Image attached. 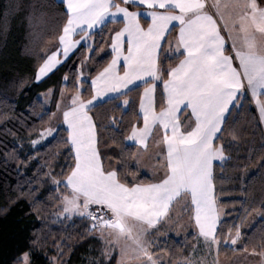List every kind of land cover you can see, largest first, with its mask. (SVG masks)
Returning a JSON list of instances; mask_svg holds the SVG:
<instances>
[{
	"label": "snow or ice",
	"instance_id": "obj_1",
	"mask_svg": "<svg viewBox=\"0 0 264 264\" xmlns=\"http://www.w3.org/2000/svg\"><path fill=\"white\" fill-rule=\"evenodd\" d=\"M53 3L59 11L50 13ZM17 12L25 25L21 54L43 61L37 81L59 71L77 46L97 52L100 46L89 43L97 28L102 34L109 23L122 25L111 30V59L95 75H85L84 61L69 67L63 80L71 75L72 95L56 103L61 116L38 137L67 133L58 141L68 146L66 164L59 174L45 175L54 185L50 191L58 193L53 197L57 220H87V232L101 242L100 256L91 264H111L117 247L115 264H221L220 254L229 251L259 256L256 264H264V227L257 237L242 233L235 221H221L213 183L214 167H239L233 161L259 157L255 173L236 177L241 196L232 203L240 204L238 219L258 212L264 223V128L259 143L245 142L242 157L235 141L255 132L237 128L233 118L247 102L264 124V0H9L0 36L6 38L7 18ZM50 34L58 40L55 50L39 55ZM133 92L136 97L129 99ZM182 110H190L183 122L177 117ZM129 113L135 122L126 121ZM101 130L112 134L107 141ZM109 144L119 151H107ZM257 177L258 200L252 195ZM39 203L31 205L38 218ZM185 212L194 221L196 243L186 245L189 251L180 258L171 247V259L156 255L154 249L167 246L158 234L178 224ZM39 247V237L33 236L10 264H36ZM64 255L60 250L59 257Z\"/></svg>",
	"mask_w": 264,
	"mask_h": 264
},
{
	"label": "trees",
	"instance_id": "obj_2",
	"mask_svg": "<svg viewBox=\"0 0 264 264\" xmlns=\"http://www.w3.org/2000/svg\"><path fill=\"white\" fill-rule=\"evenodd\" d=\"M7 3L9 0H0V26L5 23L3 12ZM56 11H59V7L53 3L49 12L55 13ZM6 22L7 36L6 38L0 36V264H10L12 257L29 246V240L33 236L39 237L41 244V247L37 248L34 253L36 264H49L50 258L58 254L60 250L65 253L59 259L61 264H90L89 259L96 255L100 256L101 242L93 239L94 234L87 232L89 221L79 217L64 220L63 223L57 220V216L53 214L57 207L53 197L58 193L50 191L54 186L51 178L45 175L49 172L59 174L61 167L66 164L68 146L58 141L61 137L66 138L67 133L61 130L55 134L56 139L52 138L39 147H32L30 141L50 124L51 116L56 112V103L60 100L62 92L72 95L71 75L67 83L63 80L69 67L79 68L81 61H84L85 75L89 77L95 75L111 59L110 53L102 54L103 49L110 45L111 30L122 25L109 23L102 34H99L101 30L97 31L98 35L93 37V41H89V43L94 42L100 46L97 52L93 53L78 46L71 60L63 61L64 66L58 67L59 71L54 70L55 74L50 73L44 79L37 81L35 74L43 61L37 56L21 54V48L25 42L22 12L10 14ZM57 41L55 35L50 34V38L40 44L39 55H45L46 49ZM21 78L24 80L22 85L18 86L13 83L14 80ZM50 89L52 95L49 107L46 108L39 99V95ZM83 94L87 96L86 92ZM135 97L136 92H133L129 99ZM233 118L237 121V128H245L248 133L255 132V136L245 134L235 141L240 144L239 154L243 157L246 155L244 151L246 141L255 140L259 143L261 125L253 106L247 102L245 110L239 116L234 113ZM127 120L135 122L131 113L126 117ZM104 123L107 124V121ZM101 135L107 141L112 134L101 130ZM225 139L231 141L232 135L226 133ZM113 148L119 151V148L111 144L106 150L111 151ZM260 162L257 157L251 161H233V164H238L239 167L231 165L223 169L214 167L216 179L213 182L218 207L225 210L221 221L229 225L235 221L242 228L250 218L255 217L254 225L243 229L242 232H255L257 237L260 228L264 227L258 212H250L242 220L238 219L239 214L235 209H239L240 204L232 203V201L241 196L237 190L240 185L236 177L255 173ZM107 163L108 161L105 160V164ZM57 178L61 177L57 175ZM260 187L257 177L252 182V195L257 200L260 196ZM33 200L40 201L36 205L40 209L39 218L37 212L32 210ZM193 243L192 236H189L187 240H177L170 235L165 250L170 259L172 253L167 250V247H171L176 258H180L189 251L186 245ZM252 247L253 245H249V251ZM112 256L114 259L111 264H115L118 256L117 254ZM51 264H53L52 261Z\"/></svg>",
	"mask_w": 264,
	"mask_h": 264
},
{
	"label": "rangeland",
	"instance_id": "obj_3",
	"mask_svg": "<svg viewBox=\"0 0 264 264\" xmlns=\"http://www.w3.org/2000/svg\"><path fill=\"white\" fill-rule=\"evenodd\" d=\"M53 45H55V44L50 45L46 49L45 52L49 53L53 49ZM62 93H63V95L61 94L60 102H62V104H63L64 102H67L66 98L70 97L71 94H69L67 92H62ZM51 95H52V90H51V92L48 90V91H46V92H44V93L39 95V99L43 102V104H44V106L46 108L49 107ZM53 114H55V115H53ZM53 114L51 116L50 124L56 123V118L61 116V113L59 111L58 112H54ZM62 127H64V125H62ZM55 134L56 133H53V136H48L45 139H39L38 138L39 135H37L33 140H37L38 142L35 145L31 143L32 147H39V146L47 143L48 141H50L55 136ZM149 163H151V162H149ZM145 174L147 175V174H154V173L151 172V169H145ZM220 209L224 213L223 215H221V217H220V219H221L225 215V210L223 208H220ZM177 213H178V209H177ZM177 213H174V215L177 214ZM183 215L185 216L184 213H182L181 217L179 216L180 219L178 218V224L171 225L170 226V230H168L166 228L165 232H162V233L158 234L160 236L161 240L168 239V237L170 235L175 237L177 240L185 239V236H187V237L191 236V234H189V231L193 230V228L190 226V223L188 222L187 218L182 219ZM61 219H63V218L61 217ZM255 220H256L255 217L250 218L245 223V225L242 228H240L241 232H242L243 229H246V228H249V227L253 226L254 223H255ZM187 227H188V229L189 228H191V229L188 230V229H186ZM193 241H194L193 244H195L196 241L194 239H193ZM128 243H130V242H128ZM124 244H125V242L121 241V246H123ZM161 247L166 248L164 244H162ZM154 252L156 253V255L162 256L166 260L170 259V257L168 255V253L166 252V250L165 251H159L157 249H154ZM114 254H117L118 258L120 257V248L119 247H117V248L112 250V255H114ZM54 257H56L57 259H52ZM98 257L99 256L96 255L94 258L89 259L90 260L89 261L90 264H91V261H93L94 259H96ZM50 259H51L53 264H61V262L59 260L60 259L59 253L54 255V256H52ZM219 259L221 261V264H256V261H258L260 259V257L259 256H255V255H250L249 253H245V252L239 251V252H236V253L232 252V253H228V254L221 253ZM209 260H211V257H209ZM129 264H140V262L132 260V261H129Z\"/></svg>",
	"mask_w": 264,
	"mask_h": 264
},
{
	"label": "crops",
	"instance_id": "obj_4",
	"mask_svg": "<svg viewBox=\"0 0 264 264\" xmlns=\"http://www.w3.org/2000/svg\"><path fill=\"white\" fill-rule=\"evenodd\" d=\"M130 10H135V9H130ZM141 24L142 25H145V21L143 20V19H141ZM100 30V28H97L95 31L97 32V31H99ZM173 35H175V33L173 34ZM77 39L79 38V37H76ZM169 39H171V37H169ZM83 42V41H82ZM81 42V43H82ZM57 43H58V41L55 43V45H53V49L51 50V51H54L55 50V46L57 45ZM78 47V46H77ZM75 51V50H74ZM105 53H110L111 54V48L108 46V47H105L104 49H103V51H102V54L103 55H105ZM48 54H50V52L48 53ZM63 62V61H62ZM121 63H122V61H121ZM60 65H58L57 67H59ZM50 74V73H49ZM48 74V75H49ZM47 75V76H48ZM47 76H43V77H41V80L42 79H44L45 77H47ZM137 83H139V82H137ZM60 101V100H59ZM253 106V108H254V110H255V106L254 105H252ZM256 111V110H255ZM56 112H58V110L56 109ZM190 114V110L188 111V112H184L183 110L182 111H180V112H178L177 113V117H178V119L181 121V122H183L184 120H185V118L188 116ZM256 114H257V116H258V119H259V113L256 111ZM260 122V121H259ZM141 125H142V123H141ZM260 125H261V128H264V124H262V123H260ZM64 127L66 128V125H64ZM150 147H151V145H150ZM106 166H107V164H105ZM214 195H215V192H214ZM185 214V216L183 215V217H182V219H185V218H187L188 219V222L190 223V226L193 228V230H190L191 228H189L188 229V227L186 228V229H188V230H190L189 231V234H191V233H193L194 231H195V227H194V221H189V216H188V213L187 212H185L184 213ZM176 215V214H175ZM179 216L181 217L182 216V214L180 215L179 214ZM180 219V218H179Z\"/></svg>",
	"mask_w": 264,
	"mask_h": 264
}]
</instances>
